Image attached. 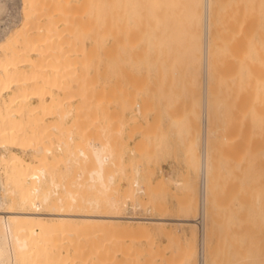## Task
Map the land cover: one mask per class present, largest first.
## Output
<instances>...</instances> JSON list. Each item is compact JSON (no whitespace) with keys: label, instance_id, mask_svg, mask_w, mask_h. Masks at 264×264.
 <instances>
[{"label":"bare ground","instance_id":"bare-ground-1","mask_svg":"<svg viewBox=\"0 0 264 264\" xmlns=\"http://www.w3.org/2000/svg\"><path fill=\"white\" fill-rule=\"evenodd\" d=\"M2 4L3 2L0 0V11L3 8ZM213 4L214 1L212 2V0H21L19 9L24 13V16L17 20L18 23L15 22L17 24L13 29H9L11 28L9 27L8 30H4L6 26H2V30H0V160L8 168L7 184L2 187L4 192L1 190L3 192L1 193L0 191V264H90L91 252H87L92 248L86 245L85 241L89 238H94L97 241L98 238L101 239L102 237L108 240L106 243H108L107 250L109 252L103 250L108 257L105 259H110L112 255L110 250L112 251L114 247L112 242L120 234L129 238L126 244L130 242L128 246H124L125 249L122 247L124 251L122 248V251L117 248L118 251L124 252L122 257L124 264H162L160 259L158 263L160 253L157 243L154 245L153 241L154 236L158 233L165 234L169 240L184 238L178 251L174 253V256L165 260L167 262L164 264H209L211 250L207 249L208 243L206 245L208 233H206V205L203 207L204 220L201 228L193 220L194 217L190 213V210H195L197 204L188 199L183 205V212L177 215L159 212L162 206L155 199H149L146 202L147 205L144 206L138 199L139 194L145 193L141 184L139 165L134 167L133 189H127L126 185L127 191L125 192L123 187L124 192L122 191L123 194H121V177H127L123 155L126 147L122 146V138L127 131L125 128L128 122L127 119H120L122 113H118L116 123L114 126L112 125L113 130L108 122L106 124L97 121L98 133L90 135L88 128L92 126L97 116V107L93 106V104H97L93 103L95 101H93L95 94L93 82L95 81L92 79L94 77L92 73L89 75L85 70L82 71L83 73L80 71L86 67L82 66V60L86 57V53L83 51L84 43L82 44L84 41L82 40L87 38L82 39L85 36L83 32H90L89 36L92 35L93 37L99 34L97 32L102 26V31H104H99V37L95 36L99 39L98 43H101L106 36L111 35L112 37L117 33V31L114 33L113 30L114 35L110 32L105 35L104 33L107 31L104 28H113L118 32L125 30L126 32L128 20L131 17L132 21L129 24H134V26L131 25L132 27H136L135 25L140 27L142 24V29L149 27L151 16H155L153 19L161 17L162 20L164 18L163 22H159L164 23L165 27L162 24L161 26L165 30L168 22H172L174 16L177 19L180 18L179 16L185 15L189 28L187 39L188 43L192 45L190 59L194 60L197 66H201L200 71H195V74H200L202 78V97L200 96L199 105L202 112L200 120L202 125L201 159L198 166L199 174L204 176L207 204L208 173L209 169L210 171L212 169L209 167L208 137L213 134L215 137V133L211 132L208 127L210 101V93L208 94L210 87L208 88V86H210L209 78L212 76L210 73V64H212L210 61V59L212 60V56L210 57V34L211 27L213 28L211 24V13H213L211 7ZM148 12L150 15L152 14L150 19L147 18ZM154 12L156 13L154 14ZM140 14L149 19L148 24L142 23L145 21L140 19ZM168 16L169 18L172 16V19L168 20ZM133 17L139 19H133ZM182 17L181 19L184 21ZM137 20L142 21L140 25ZM154 21L156 23L152 21L153 23L150 25H159L160 29L158 26L155 29L158 28L162 32L163 29L157 23L158 21ZM171 22L170 24L173 25L174 23ZM172 25H170L171 28ZM176 25L173 27H176L175 33L177 35L173 33L174 36L172 39L170 38L169 42L173 40V43L178 44L174 39L181 34L179 30L181 26ZM180 25H182L181 21ZM129 30L131 29L129 28ZM157 31V36H159L160 33ZM173 31L172 29L171 32ZM74 32H80L78 33L81 35L80 37L76 33L72 36L75 39L78 37L82 39L81 43H78V45L82 44V47L79 45L74 48L73 44H70L68 37ZM121 32L119 34H122ZM131 32L133 33V28ZM131 32L130 35H132ZM140 32L142 35V30ZM149 33L150 30L146 31L145 35H149ZM126 34L129 33L126 32ZM126 34L124 33V37L119 35L124 39V42L118 37V34L114 39L112 37V40L116 42L114 41L115 38H119L118 43H121L123 48H126L125 45H127L129 49L132 47L128 45L130 43L135 44L136 41L131 38L132 40L130 39L131 41L129 40L128 43L127 38L131 36ZM173 34L171 33V36ZM75 35L78 36L75 37ZM145 35L146 38L148 35ZM164 35L166 34L164 33ZM101 36H105V38L102 39ZM140 37H137V41ZM144 37L141 38V45L146 43ZM96 38L92 39L95 40ZM156 38L158 39V37ZM157 39L154 46L157 44ZM153 40L155 41L154 38ZM160 42L161 40L158 41L159 45L163 44ZM122 43L126 44L122 45ZM115 44L113 45L115 48L120 46L119 44L115 46ZM93 45L92 48L94 49ZM159 45L156 46L159 47ZM163 45L161 46L163 47ZM80 47L81 50L83 49L82 52L78 49ZM135 47L133 49H136ZM89 49L92 50L91 52L95 50L89 47L86 49V52L89 51V56L85 60L87 62L89 59L88 63L93 56ZM168 49L169 46L167 45L166 50ZM119 50L120 48L117 51ZM78 62L83 68H79L77 75L75 63ZM40 66L42 67L40 68ZM119 69L120 73L122 68ZM123 70L125 72V68ZM41 73L44 76H41ZM38 77L42 78L41 84L37 82ZM52 85H56L61 93L55 94L52 91L54 89L51 87ZM46 86H50L49 92L46 88L43 89ZM75 86L77 89H74ZM40 89L45 91V94ZM12 90L14 93L9 95L7 100L3 98L6 93ZM200 98L197 99L200 100ZM32 99H35L36 102H31ZM196 103L199 102L196 100ZM196 103H192V105L194 104L192 108H194L191 111L198 108L195 107ZM97 106L100 105L97 104ZM121 110H123V106ZM134 111L136 115L142 113L139 103L135 104ZM46 115L55 117V120L49 123L47 121L44 124V116ZM114 118L113 120H115ZM81 126L82 131L79 129ZM76 130L81 132L83 136V143L81 141L82 144L80 143L81 145L78 146L77 150L73 148V145L78 141L80 142L82 137L78 134L81 138L75 140ZM18 151L28 154L26 155L28 158L23 157V154L20 155ZM61 162L65 164L63 168L58 167ZM185 181H176V183L183 185ZM197 210H199V203ZM170 225L180 226L170 227ZM194 226L197 227V247L195 245L197 236L195 237ZM64 227L67 229L68 236L75 235L77 239H80L77 241L78 243L85 240L84 242L81 241L83 245H80L81 243L73 245L70 242L72 248H67V253L65 251L52 253V251V255H49L48 250L51 249L46 247V243L50 241L48 238L56 236V231H61ZM187 227L191 230L189 232L191 233L190 237L187 236L189 233L187 235L185 233ZM79 235L87 239L80 238ZM120 236L118 237L121 238ZM92 239L87 242L96 245L97 243L92 242L95 241ZM142 240L146 241L147 246L142 248L141 245V248H137L136 242ZM102 243L104 244V242ZM78 246H83V249H86L83 250ZM74 248L77 251L71 250ZM99 248L94 247L97 251ZM196 248L197 260L195 259ZM82 250H86V252H82ZM103 251H99V256H105ZM82 253L86 257L85 261L81 260ZM94 254L98 253L95 251ZM96 256L98 257V255ZM87 258H90L89 263L86 261ZM101 259L102 261L105 260ZM97 260L91 261V264H99ZM110 261L107 260V264H114V261L111 263Z\"/></svg>","mask_w":264,"mask_h":264},{"label":"rangeland","instance_id":"rangeland-1","mask_svg":"<svg viewBox=\"0 0 264 264\" xmlns=\"http://www.w3.org/2000/svg\"><path fill=\"white\" fill-rule=\"evenodd\" d=\"M213 1L214 4L211 7L213 10L211 11L213 12L211 13V24L213 28L211 27L212 31L210 34V57L212 56V60L210 59L212 61V64H210V73H212V76L209 78L210 86H208V88L210 87V91L208 90V94L210 93L208 127L211 132L215 133V137L214 134L208 137L210 154L209 167H212L211 171L209 169L210 175L208 173L209 182L207 184L208 195L206 204V233L208 232L206 236V245L208 243V248L207 246L206 248L211 250V253H208L210 255L209 264H264V0H239V8L241 5H245V3L248 6L247 14L242 17L239 16V18L236 15V0ZM2 2L4 5L2 4L3 8L0 11V30H2V26H6L4 30H8L9 27H11L9 29H13L18 23L17 20L21 16H24V13L19 9L21 0H2ZM148 14L147 18L152 15H150V12ZM154 17L151 16V19ZM174 17L173 19L171 18L174 23L173 25L177 24L176 26H178L179 24L181 26V28L179 27L181 34L177 31L179 34L177 37L175 33L176 27L174 28L170 24L171 21L168 23L172 25V28L166 23L168 26L164 30V23L159 22L164 18L162 20L160 19L161 17H158L159 19H153L152 21H158L157 23L160 26L162 24L163 27L161 26V29L163 30L160 32L159 25H150L153 23L150 18L151 23L148 24L149 19L142 17L141 14L140 19L142 18V21H147L146 23L141 22L144 25H149L148 28L142 29L141 22L137 20V22H140L138 24H141L140 27L143 36L138 25L132 27L134 24H131L132 26L129 24L132 21V17L128 20V26L130 25L129 28L131 30L133 28V33L129 30L128 26L126 32L129 34H126L125 30L122 32L119 31L123 35L119 34L118 30L113 28H104L107 31L104 33L105 35L107 33L109 34V32L111 34L117 31L115 35L114 33L112 34L114 35L112 36L113 39L117 34L118 37H120L119 35L124 37V33L131 36H128L129 38L126 37L128 39L127 42L132 38L136 43H130L132 46L130 44L128 45L132 47L129 48L132 49L130 51L127 45H125L126 48H123L124 46L122 47L120 45L121 43H118L119 38L116 37L117 39L115 38L114 40L116 42H113L111 35L106 36V38L105 36L102 37V35L101 37L102 39L105 38V41H101L102 45L98 43L99 39L96 37L100 36L102 26L100 28L101 30L99 29L97 32L99 34L95 35L96 37L89 36L90 32H83L85 36L82 39L87 38L82 40L79 38L81 35L78 33L80 32H74L70 34L68 37L70 40H68L70 44H73L74 48H77L79 45L81 46L83 43L84 46L86 44L85 47L82 45L84 49L82 50L86 53L87 58L89 51L86 52V49L88 47L93 49L92 43H95L93 45L95 50L93 49L94 51L91 52L92 50L89 49L93 55H90L92 56V60L90 59L89 61L90 63H88L89 59L87 62L85 61L87 59L86 57L82 60V66H86L85 68L80 65L81 63H75L77 65L75 68L77 75L80 70L79 68L82 67L83 70L81 69L80 73H83L82 71L85 70L86 73L89 75L92 73L94 76H91L95 81H92L95 86L93 101L95 100L97 102L94 101L93 103H97L100 106L93 104V106L97 107V116L92 126L89 127L90 129L88 128L90 135L92 133L93 135L94 133L95 135L98 133V126L96 125L98 122L109 123L108 125L113 130V126L117 120L116 118L119 116H117L118 113H122L119 117L120 119H127L128 124L125 128L127 131H125L126 135L124 133V137L122 138V146L124 148L126 147L123 155L126 164V176L128 178H125V176L121 177V194L124 191L126 192L127 189H133L132 179L134 167L139 165L141 168V184L145 193L139 194L138 199L144 206L147 205L146 202L149 199H155L162 206L159 212L177 215L183 212V205L188 199L197 204V207L193 210L194 212L190 210L192 217H195L198 212L200 177L198 165L201 159L200 137L202 133L200 121L202 112L199 106L201 101L200 96L202 95V78L200 74L196 75L195 71H200L201 66H197L194 60L190 59L192 45L188 43L187 39L189 28L185 15L183 17L179 16L180 18L177 19ZM181 17L184 18V21H182ZM135 18L137 19L138 17ZM135 18L133 17V19ZM170 18L168 20H171ZM180 21L182 25H180ZM134 23L136 24V22ZM157 26L159 28H157L160 33L159 36L156 33L157 29H155ZM147 29L150 30V33H153L154 30L156 31L153 33L154 35L150 33L149 35H145V32L148 31ZM172 29L174 30L173 32H171ZM184 32H186L184 34L186 36L183 35ZM75 33L79 35V39L73 37ZM171 33L176 34L174 40L178 44L173 43V40L169 42L174 36V34L171 36ZM78 35H75V37ZM139 35L142 37L148 35V38H143L146 39L147 44L144 40V44L141 45L140 41H142V37ZM169 35L171 37H168ZM154 36L158 37V39ZM183 36L185 39H183ZM137 37H140L141 40L139 39L137 41ZM92 38H96L95 40L97 41L95 42ZM120 39L124 42L122 37ZM156 39L157 44L155 46H158V41L161 40L163 44L165 43L163 45L160 42L164 49H162L163 47L161 45L159 47L154 46ZM81 40L84 42L78 45L79 42L81 43ZM148 41L151 43L149 44ZM114 43L120 46H116L115 44V48L113 47ZM124 44L122 43V45ZM167 45L169 46L168 50H166ZM81 47L78 48L80 52H82ZM118 47L120 48L119 51H117L119 49ZM133 47L136 49H133ZM124 51L127 53H124ZM94 56L96 57L94 58ZM80 57L83 58L81 55ZM132 62H135V64H132ZM118 68H122L120 73ZM124 68L125 72L123 70ZM41 76H44L43 73H41ZM41 79L38 77L37 82L40 83ZM49 87L42 88H46L49 92ZM51 87L54 88L52 91L55 94L61 93L56 85H52ZM14 91L18 92L19 90ZM42 92L45 94V91ZM13 93L12 90L6 93L4 95L6 97L3 96V98L7 100L8 96ZM116 95L118 96L116 97ZM197 98H200V100ZM196 100L199 102L198 104ZM31 102H36V100L32 99ZM193 102L196 103L195 107H198V110L194 109L195 111H191L194 108H192L194 105H192ZM136 103L140 104L142 111V113L137 115L134 113ZM122 106L123 110H121ZM130 116L132 117L130 118ZM44 117V124L47 121L49 123L55 120L53 116L46 115ZM128 117L133 121H130ZM79 129L82 131V126ZM78 134L82 139H80L81 137ZM75 138L76 141L80 139V142L78 141L73 145V148L77 150L78 146L83 143L82 133L76 130ZM18 152L20 155L23 154V157L28 158L26 156L28 154L25 152ZM5 165L0 160V191L2 190L3 192L4 189L2 187L7 184L6 174L8 168ZM64 166L65 164L63 162L58 164L59 168H63ZM183 180H186L184 182L185 185H178L176 183V181L182 182ZM125 186L127 189H125ZM2 191L1 193H3ZM174 226L180 225H170V227ZM195 226L194 231L196 232V237L197 227ZM189 230L188 227L185 229L186 235L191 232ZM56 232V236L51 234L53 236L52 238L50 236L51 239L48 238L49 236L47 237L48 241H51L46 243V247L48 246L47 249H51L48 250L49 255H52L54 252L63 253L65 251L67 253V248H72L70 242L73 245L79 243L83 245L82 242L85 241L81 240L82 242L79 241L78 243L77 241L80 239H77L75 235L68 236L65 227L61 231L57 230ZM110 233L112 234V231ZM158 234L154 236L153 241L154 245L157 243L160 253L158 263L161 260V263L164 264L167 262L165 260L174 256V253L178 251L184 238L180 237V240H169L165 234ZM190 234L187 236L190 237ZM120 235H117L115 239L112 236L114 239L112 244L116 248L112 246L114 249L112 248V251L110 250L112 254L110 257L111 261L110 259H105L107 253L104 251H108L107 239L100 236L103 239L98 238L101 240L100 244H98L100 240L97 238V241L94 238L95 241H92V238L86 240L85 244L92 248L89 251L87 249V253L91 252L90 255L92 258L90 264L91 261L94 262L98 258H100V261L97 260L99 264L102 261L101 258L103 260L105 259L102 261L103 264H107V260L110 263L114 261V264H124V259L122 258L124 252H120L118 249L122 251L123 248L125 249L124 246H128L130 242L126 244L129 238L124 234ZM79 236L83 238L81 235ZM105 237L107 238V236ZM84 238L87 239L86 237ZM90 239L97 244L93 245V243L87 242ZM197 240L198 236L195 239L196 247L198 245ZM97 245L101 247L99 248ZM141 245L142 248L146 247V241L136 242L135 246L141 248ZM94 247L96 249L99 248V251L105 249L103 251L105 256H99L100 252L94 249ZM75 248L71 250L81 251ZM80 248L83 249V246ZM83 250L82 252H86V250ZM95 251L98 254H94ZM115 253L116 255H114ZM120 253L122 254L120 255ZM96 257L97 259H95ZM85 258L83 256L81 260L85 261ZM89 259H86L88 263Z\"/></svg>","mask_w":264,"mask_h":264},{"label":"built area","instance_id":"built-area-1","mask_svg":"<svg viewBox=\"0 0 264 264\" xmlns=\"http://www.w3.org/2000/svg\"><path fill=\"white\" fill-rule=\"evenodd\" d=\"M198 203H199V210L196 216L193 218V220L201 228L204 220L203 207L204 205H206V192H205L203 174L200 175V179H199Z\"/></svg>","mask_w":264,"mask_h":264},{"label":"crops","instance_id":"crops-1","mask_svg":"<svg viewBox=\"0 0 264 264\" xmlns=\"http://www.w3.org/2000/svg\"><path fill=\"white\" fill-rule=\"evenodd\" d=\"M239 0H236V15L240 17L244 16L245 14H247V11H248V6H247V3H245V5H241L240 8H239ZM239 11H240V14H239ZM247 82V81H246Z\"/></svg>","mask_w":264,"mask_h":264}]
</instances>
